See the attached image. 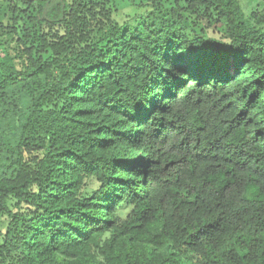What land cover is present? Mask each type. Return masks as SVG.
<instances>
[{"label":"trees","instance_id":"obj_1","mask_svg":"<svg viewBox=\"0 0 264 264\" xmlns=\"http://www.w3.org/2000/svg\"><path fill=\"white\" fill-rule=\"evenodd\" d=\"M117 1L0 0V264H264V17Z\"/></svg>","mask_w":264,"mask_h":264},{"label":"rangeland","instance_id":"obj_2","mask_svg":"<svg viewBox=\"0 0 264 264\" xmlns=\"http://www.w3.org/2000/svg\"><path fill=\"white\" fill-rule=\"evenodd\" d=\"M144 0H136L135 3L130 2V0H118L116 5L118 7L119 14L117 17V21L123 23L126 21V16L130 13L131 7L134 5L140 4ZM241 6L246 14L247 17L251 16L253 13L258 14L259 16L264 17V0H239ZM206 25L205 23H203ZM215 31V30H214ZM213 30L210 32V35H214L216 38H219L217 31L216 33ZM2 228V223L0 222V229Z\"/></svg>","mask_w":264,"mask_h":264}]
</instances>
